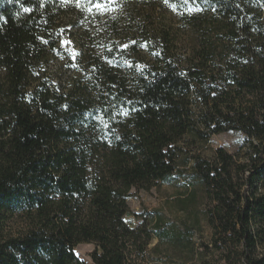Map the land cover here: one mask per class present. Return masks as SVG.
Segmentation results:
<instances>
[{
	"label": "trees",
	"instance_id": "obj_1",
	"mask_svg": "<svg viewBox=\"0 0 264 264\" xmlns=\"http://www.w3.org/2000/svg\"><path fill=\"white\" fill-rule=\"evenodd\" d=\"M97 2L0 0V264H88L82 242L89 264H149L153 237L188 245L189 264H264V0ZM53 58L75 67L71 87L42 79ZM230 130L236 152L190 153ZM175 176L204 190L198 246L189 225L124 220L131 188Z\"/></svg>",
	"mask_w": 264,
	"mask_h": 264
},
{
	"label": "rangeland",
	"instance_id": "obj_2",
	"mask_svg": "<svg viewBox=\"0 0 264 264\" xmlns=\"http://www.w3.org/2000/svg\"><path fill=\"white\" fill-rule=\"evenodd\" d=\"M78 32L70 28V33L65 34L61 39V46L75 54V38ZM177 52L184 54L187 44L184 31L178 35ZM150 56L139 58L136 55H127L123 66H135L144 64ZM43 77L47 83L57 88H69L75 81V67L64 58H53L42 68ZM244 140V134L240 131L230 130L218 134H212L205 142H196L190 153L198 154L205 158L214 155L218 147L224 148L229 153L237 151ZM188 153V154H190ZM192 160L185 166L186 172L190 170ZM195 189V196L188 198L190 190ZM128 213L124 216L125 222L134 227L141 221L152 222L154 215H160L167 226L175 225L178 229L189 225L193 229L191 240L194 246L200 242H207L210 238L211 229L207 225L203 209L207 200L204 196L202 185L198 181L186 180L182 177H173L167 182H156L147 188H131L126 199ZM17 224V223H16ZM16 227V225L14 226ZM158 242L153 237L147 247L144 261L149 264H189V246L175 241L166 240L155 249ZM95 245L91 242H82L74 247L75 255L85 263H91L90 254Z\"/></svg>",
	"mask_w": 264,
	"mask_h": 264
},
{
	"label": "snow or ice",
	"instance_id": "obj_3",
	"mask_svg": "<svg viewBox=\"0 0 264 264\" xmlns=\"http://www.w3.org/2000/svg\"><path fill=\"white\" fill-rule=\"evenodd\" d=\"M16 2H17V3H20L21 0H16ZM185 2L187 3L188 0H185ZM191 2H192L193 4H200V3H202V4H204V5L207 6V5L211 4V3H213V0H191ZM114 3H116V0H103V2H97V3L95 4V7H96L97 9H105V10H106L107 7H108L109 5L114 4ZM215 10H216V9L213 8V11H215ZM23 11H24V12H30L31 9H29V8H24Z\"/></svg>",
	"mask_w": 264,
	"mask_h": 264
}]
</instances>
